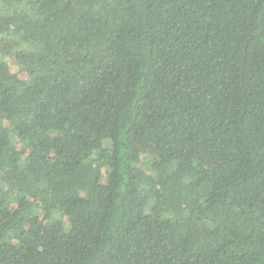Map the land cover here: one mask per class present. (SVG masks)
Wrapping results in <instances>:
<instances>
[{
  "label": "trees",
  "instance_id": "trees-1",
  "mask_svg": "<svg viewBox=\"0 0 264 264\" xmlns=\"http://www.w3.org/2000/svg\"><path fill=\"white\" fill-rule=\"evenodd\" d=\"M0 264H264V0H0Z\"/></svg>",
  "mask_w": 264,
  "mask_h": 264
},
{
  "label": "rangeland",
  "instance_id": "rangeland-1",
  "mask_svg": "<svg viewBox=\"0 0 264 264\" xmlns=\"http://www.w3.org/2000/svg\"><path fill=\"white\" fill-rule=\"evenodd\" d=\"M8 63L10 65V70H11L12 73L16 74L21 79L25 78V74L22 71H20L19 68L16 65H14L10 60H8Z\"/></svg>",
  "mask_w": 264,
  "mask_h": 264
}]
</instances>
